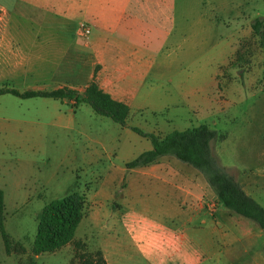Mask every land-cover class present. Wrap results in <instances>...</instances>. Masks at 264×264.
Listing matches in <instances>:
<instances>
[{"label": "rangeland", "instance_id": "rangeland-1", "mask_svg": "<svg viewBox=\"0 0 264 264\" xmlns=\"http://www.w3.org/2000/svg\"><path fill=\"white\" fill-rule=\"evenodd\" d=\"M3 3L13 10H0V89L69 88L81 94L90 81L77 77V53L66 48L88 40L89 24L77 15L62 20L12 0ZM256 18L264 24V0H176L171 38L148 56L145 107L130 110L125 127L86 103L0 95V190L12 245L7 255L0 233V264H94L100 257L106 264H147L138 242L145 214L175 227L186 214L166 193L145 187L140 170L125 168L151 149L129 127L159 138L200 125L214 129L220 137L211 143L212 155L264 209V46L251 29ZM82 29L89 34L82 36ZM51 33L58 40L48 44L43 36ZM146 168L178 170L204 183L194 168L173 157ZM71 194L85 199L73 240L35 256L41 210ZM231 215L247 232L245 239L203 244L211 250L207 264H264V232ZM222 249L234 251V258L228 260Z\"/></svg>", "mask_w": 264, "mask_h": 264}, {"label": "crops", "instance_id": "crops-1", "mask_svg": "<svg viewBox=\"0 0 264 264\" xmlns=\"http://www.w3.org/2000/svg\"><path fill=\"white\" fill-rule=\"evenodd\" d=\"M3 1L0 0V10L11 12L13 9ZM12 1L15 6L22 4L42 10L52 18L65 20L76 15L81 17L90 26L89 38L82 44H69L66 48L68 54L77 53V77L90 81L95 76L99 87L114 100L126 103L129 110L140 111L145 107V95H148L145 92V76L151 71L148 56L152 51L161 49L171 38L175 27L176 0ZM15 6L16 13L25 14ZM75 36L78 37V34ZM43 37L48 44L58 40L52 33ZM88 68L87 77L85 73ZM138 170L144 178L145 187L156 194L166 193L175 199L173 204L177 205L179 211L186 214L179 227L168 226L164 219L153 220L145 214V229L140 228L142 238L138 237V242L144 246L147 264H207L211 250L207 247L203 249V244L245 239L247 232L235 226L237 220L232 213L217 204L204 178V183H201L184 178L182 172L174 169L143 167ZM193 189L205 190V193L207 190L209 194L194 195L191 192ZM207 215L210 219L206 218ZM188 225H192V229ZM137 229L132 230L135 239L140 231ZM224 252L227 259L229 256L234 258V251L231 254L225 249Z\"/></svg>", "mask_w": 264, "mask_h": 264}, {"label": "trees", "instance_id": "trees-1", "mask_svg": "<svg viewBox=\"0 0 264 264\" xmlns=\"http://www.w3.org/2000/svg\"><path fill=\"white\" fill-rule=\"evenodd\" d=\"M251 29L256 36H259L262 40L261 44L264 46L263 22L256 18L251 24ZM4 94L22 99H66L73 101L75 105L86 103L96 115L109 118L123 127L127 125L130 113L126 103L114 100L99 87L95 76L81 94L69 88L51 91L26 90L24 92L15 89H0V95ZM129 129L140 137L148 139L151 143V149L125 163L126 169L147 167L164 157H173L191 166L203 176L220 207L250 220L264 232V209L262 206L246 194L241 184L212 155L211 143L220 137L217 131L207 125H200L184 131H175L159 138L153 133H145L136 127H129ZM84 201L82 196L71 194L53 200L43 207L38 217L32 246V252L35 256L55 252L73 240L75 231L83 217ZM3 213L4 194L0 190V233L5 252L10 255L12 245L4 230ZM78 264L92 263L81 261ZM94 264H106V262L100 257Z\"/></svg>", "mask_w": 264, "mask_h": 264}, {"label": "built area", "instance_id": "built-area-1", "mask_svg": "<svg viewBox=\"0 0 264 264\" xmlns=\"http://www.w3.org/2000/svg\"><path fill=\"white\" fill-rule=\"evenodd\" d=\"M89 30L88 29H82V31H81V35L82 36H87L88 34H89Z\"/></svg>", "mask_w": 264, "mask_h": 264}]
</instances>
